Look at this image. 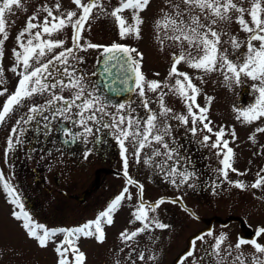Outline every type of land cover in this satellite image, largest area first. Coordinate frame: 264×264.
<instances>
[{"label":"snow or ice","instance_id":"obj_1","mask_svg":"<svg viewBox=\"0 0 264 264\" xmlns=\"http://www.w3.org/2000/svg\"><path fill=\"white\" fill-rule=\"evenodd\" d=\"M72 3L79 9V14L75 10L59 12L61 5L57 0L54 5L56 11L47 5L41 6L39 10L46 13L41 23H34L38 19L37 13L28 17L25 27L16 37L20 50H12L15 64L10 71L18 75V84L0 107V124H3L18 107L24 106L26 100H32L33 103L28 108L26 118L22 117L18 120L17 125L21 124V121L31 122L37 114L42 115L45 111L51 110L53 117L59 116L64 121L71 122L82 129L77 132L68 128L62 129L63 135L68 138L65 143L75 142L81 138H84L86 142V137L93 132L91 125L98 124L103 128L111 129L119 144L126 186L110 201L105 210L98 213L94 220L81 226L48 229L42 224L34 223L31 215L25 211L20 194L0 172V183L11 198L10 203L19 209L12 213L13 217L22 222L26 234L34 238L39 247H47L53 238L63 234V239L56 243L54 248L57 264H85L86 255L78 247V240L82 237H94L97 242H104L106 234L103 224H113L114 213L120 208L126 194L127 198L131 199L127 185H134L139 190L140 202L133 216L136 221L142 222V227L131 232L125 229L120 234L121 240L132 241L138 234L153 227L158 229L169 227L155 217H150L149 211L154 212L165 202L176 203L182 198L168 200L161 197L154 204L146 206L143 200V184L133 180L129 175L128 147L126 146L127 142L134 149L133 156L136 163L140 162L142 151L146 147L151 148L152 155L143 161L144 164L151 165L153 157H163L156 167L162 172L168 169L165 174L171 178L170 182L174 186L180 187L187 184L195 173L187 169L180 170L177 167L180 160L176 149L170 148L165 142V137L171 132V125L167 122L169 119H176L183 124H188L190 119L192 127L189 131L193 135L198 130H206L211 134L204 135L202 143L206 147L216 149L218 157L222 156L219 160L222 167L218 171L225 180H228L230 171L241 176L245 175L233 166L235 152L229 146V139L224 138L226 134H230L235 141V128H232L230 133H226L224 126H220L217 131L213 130L208 112L214 98L207 96V105L198 104L197 96L201 93V89L193 83L188 73L178 69V65L184 63L205 74L221 72L223 82L229 88L234 84L241 85L246 79H250L254 82L250 88L252 102L244 107H234L236 119L249 125L264 119V0H248V6H244V0H165L166 8L161 9V16L155 21L158 33L156 38L162 45L165 40H168L171 41L172 47L179 48V52H174L172 55L171 67L165 81L147 79L141 70L143 54L136 48L116 42L111 45H100L89 41L82 43L86 25L90 29L92 20L107 16L114 19L121 39L129 36L140 39L141 26L144 24L141 13L150 7L151 0H119L118 6L110 12L105 11L106 6L102 0H72ZM14 6L22 8V0H0V61L4 57L5 41L9 38L7 30L9 22L6 19V13H12ZM126 10H131V23L123 15ZM234 21L241 31L248 34L245 41H240L237 36L221 27V25H230ZM69 27L72 30L70 47H65V39L51 38ZM160 33L163 35L161 36ZM225 37L227 38L224 39ZM222 45L229 47H222ZM56 49L62 50L56 52ZM90 49L100 50L103 56L102 61L97 60L101 69L93 72L92 76L104 77L106 79L104 87L112 93L135 92L141 98L142 107L147 112L146 117L141 119L135 115L136 109L132 108L130 103L120 102L111 105L115 110L108 111L110 107L108 98L101 93L98 86L91 84L90 77L86 73L79 72L76 67L84 61L83 56H77L76 53L87 52ZM49 54L51 58H47ZM34 62L38 66H33ZM18 69L21 70L18 71ZM3 74L4 69L0 64V85L5 83ZM155 75L158 76L159 73ZM173 77H175L174 83L169 84L168 80ZM129 82L131 86L125 87L129 85ZM117 85L120 87L118 88ZM164 89L184 100L188 115L172 114L173 110L165 103L167 93ZM66 91L70 93L67 97L63 95ZM6 92V88H0V96ZM149 93L156 96L157 110L149 106L152 103ZM36 97L44 98V103H35ZM194 108L198 111H194ZM74 109L75 112H73ZM105 117L110 118V123L104 122ZM197 123L202 125L201 129L197 128ZM11 131L12 133L19 131L23 135L24 129L13 127ZM257 133H264V126L257 127L250 134L249 140L252 143H256ZM212 136L215 137L214 141ZM153 142L160 145L164 151L153 148ZM21 143L22 140L19 137L14 140L10 135L7 139L5 156ZM89 154L90 150L86 151L84 158L86 159ZM174 154L177 155L175 160ZM173 160V164L169 165L168 162ZM261 173H264V168L257 172V179L250 185L241 180L229 181V183L242 191L249 187L261 189L264 187V175ZM188 186L194 187L191 184ZM184 210L198 219L190 209ZM38 230H42V234ZM205 236H214V244L203 249L204 255L213 259L214 264H264V243L260 242V238L264 237V226L258 227L252 238L238 235L235 243H226L229 237L225 232L214 235L213 231L209 230L197 235L192 239L191 247L181 259L180 264H184L188 257L193 256L196 242L198 240L204 242ZM244 246H251L254 252L246 256L242 250ZM138 259L144 261V254L140 253ZM147 259L154 260L155 257L149 256Z\"/></svg>","mask_w":264,"mask_h":264},{"label":"rangeland","instance_id":"obj_2","mask_svg":"<svg viewBox=\"0 0 264 264\" xmlns=\"http://www.w3.org/2000/svg\"><path fill=\"white\" fill-rule=\"evenodd\" d=\"M21 14L10 13L6 14V19L9 22L7 30L9 38L4 44V54H10L14 57L13 49H19L16 37L19 32L25 27L29 16L34 13L38 14V19L34 23H41L46 15L40 8V3L37 7L35 3L29 8L31 0H26ZM57 0H53L50 4L55 5ZM62 3V0H59ZM26 6V7H25ZM244 6H248V0H244ZM166 8L165 1L151 0V5L148 9L141 13L144 19V24L141 26V38L136 39L134 36H129L121 39L118 35V29L115 26V21L111 16L104 17L100 25L97 27L99 31L97 36L103 44H109L113 41L124 42L127 44L142 45L145 49V55L142 60V72L149 80L165 81L168 71L171 67L172 55L174 52H179V48L171 46V41L165 40L163 45L157 40V30L155 21L161 16V9ZM39 10V11H38ZM54 11L55 8H53ZM59 12H64L62 9ZM123 15L131 23V10H127ZM95 20H92V23ZM100 19H96V22ZM226 28L230 34L238 37L240 41H245L248 34L241 31L235 21L230 25H221ZM35 31V30H33ZM162 36L163 34L160 33ZM225 37L224 39H226ZM27 35L25 36V42ZM156 41V42H155ZM157 44L153 51L154 44ZM148 45L150 48L148 49ZM222 47H229L222 45ZM151 50V52H150ZM6 57V56H5ZM180 71L188 73L194 84L200 89L201 93L197 96V103L201 106L207 105V96L214 99L211 102L208 112V118L212 121L214 131L219 130L220 126H224L226 133H230L232 128L236 131V140L233 141L230 134H226L224 138L229 139L230 147L234 149V167L240 173L229 172L228 180H225L218 171L222 165L219 160L222 158L216 155V149L206 147L202 143L204 135H211L206 130H198L195 135L189 132L192 127L191 120L188 124L173 119L174 122L181 124L183 135L191 137L197 141L202 150L209 152V155L203 161L201 156L200 161H203L205 166L204 174L199 175L198 181L194 187H189V182L179 191L167 190L165 198L168 200H177L176 203L165 202L160 205L154 212L149 211L150 217H155L160 222L169 225L166 229H158L153 227L128 242H124L120 238L121 232L125 229L129 232L142 227V222L136 221L133 212L139 205V190L134 185H131L133 190L131 199L121 203L118 211L114 213L113 224H103L106 238L103 243L97 242L94 237L80 238L77 242L78 247L86 255L85 264H180L181 259L191 247V241L197 235L206 233L212 230L214 235L221 232L228 234L226 243H235L237 236L252 238L258 227L264 226V187L261 189L240 190L234 187L229 181L241 180L245 184L250 185L257 179V172L264 168V133L256 134V143L249 140V136L257 127L264 126V119L245 124L242 120L236 119L234 107H244L251 103V85L254 83L250 79H246L241 85H233L231 88L225 86L223 75L221 72L205 74L200 70L192 69L187 64L181 63L178 65ZM159 73V75H155ZM175 77L168 80L169 84H173ZM165 96V103L173 110V115H188L187 108L183 99L168 92ZM151 97L152 104L158 106L155 94H148ZM198 111L197 109H193ZM197 128L201 129L202 125L197 123ZM212 140L215 137L212 136ZM211 143V141L209 142ZM202 154V153H200ZM264 175V173H261ZM140 184L145 183L141 179L135 178ZM204 180L206 184L200 185V181ZM197 185V186H196ZM150 187L152 185H149ZM155 189L157 186L155 185ZM179 194V197L178 195ZM159 194L155 192L150 197L143 193V200L147 205L154 204ZM174 198L169 199L170 196ZM133 198V199H132ZM137 199V200H135ZM56 201L57 198L54 197ZM190 209L195 213L194 218L189 212L184 209ZM10 207L7 205L4 211L3 228L0 233V264H57V254L54 251L56 243L63 239V234L57 235L48 244L47 247L41 248L38 246L34 238L26 234V230L19 225L12 214L9 213ZM103 211V210H102ZM51 215H44L38 218L36 224H42L48 229L58 228L53 223H60L64 228L81 226L84 223L94 220L97 216L90 217L88 212L78 205H67L63 210H57L54 206ZM51 220H49V219ZM47 219V220H46ZM42 234V230H38ZM62 236V237H61ZM260 242L264 243V237L260 238ZM214 244V236H205V241L196 242V250L192 257H188L184 264H214L213 259L204 255L203 249ZM122 250V251H121ZM246 256L254 252L251 246H244L242 249ZM143 253L144 261H140L138 256ZM149 256H154V260L147 259ZM203 257V258H202Z\"/></svg>","mask_w":264,"mask_h":264},{"label":"flooded vegetation","instance_id":"obj_3","mask_svg":"<svg viewBox=\"0 0 264 264\" xmlns=\"http://www.w3.org/2000/svg\"><path fill=\"white\" fill-rule=\"evenodd\" d=\"M31 1L33 3L27 6L29 8H32L34 3L36 7L42 3V0ZM51 1L53 0H43L41 6L47 5L54 8L53 4H50ZM102 2L106 6L105 11L110 12L115 6H118L119 0H102ZM22 3L25 5L27 1L22 0ZM60 5V10L62 9L64 12L75 10L79 14V9L72 3V0H62ZM36 9H41V7ZM23 10H25L24 6L22 8L14 6L12 13L20 15ZM101 19L100 22L93 21L90 29L86 25L82 43L85 41L100 45H111L113 42L122 43L136 48L143 56L145 55V49L142 45L127 44L119 41L103 44L96 32L99 31L97 26L101 24ZM71 35L72 30L69 27L51 38L65 39V47H70ZM156 46L158 45L155 43L153 51ZM147 48L149 49L150 46L148 45ZM60 50L62 49H56L55 51L58 52ZM76 55L84 58L83 63L76 65L79 72L86 73L90 77L91 84L98 86L101 93L108 98L110 102L108 111L112 112L115 110L111 105L120 102L130 103L131 107L136 109L135 115L141 119L146 117L147 112L142 107L141 98L135 92L127 91L124 94L112 95L104 87L103 77L100 75L92 76L93 72H98L97 60L102 58L100 50L90 49L87 52H77ZM47 58H51V54ZM0 64H2L4 69L2 78L5 81L3 85H0V88L7 89V92L0 96V107H2L7 96L15 90L19 77L16 73L10 71L15 64V57L10 56V54H4ZM33 66L38 65H35L34 62ZM20 70L18 69V71ZM63 95L67 97L70 93L66 91ZM32 103V100H26L24 106L18 107L6 118L3 124H0V172L16 188L22 198L25 211L31 215L34 223L37 222L38 218L44 217V215H51L50 213L53 211L54 206L57 207V210H63L71 203L86 210L90 217L97 216L100 211L106 209L110 201L126 186L120 147L114 138L112 130L103 128L98 124L91 125L93 132L86 137V142L84 138H81L75 142L65 143L68 138L63 135L62 129L68 128L73 132L82 131V129L74 126L71 122L64 121L59 116L53 117L51 110L45 111L42 115L37 114L36 118L31 122L24 123L21 121V124L17 125L18 120H21L22 117L26 118L28 108ZM35 103H44V98L36 97ZM149 106L154 110L158 109V106L152 103ZM73 112H75V109ZM44 117L48 119L45 120ZM104 122L110 123V118L105 117ZM167 122L171 125V132L170 135L165 137V142L169 144L170 148L174 147L176 149L180 160V164L177 167L180 170L187 169L189 172L195 173L188 181L190 184H195L199 175L206 173L203 161L209 155V152L202 150L197 141L192 140L187 135L185 136L190 131L183 135L184 130L180 126L181 124L174 122L173 119H169ZM13 127L24 129L23 135L19 131L12 133ZM10 135L13 136L14 140L19 137L22 143L5 156L7 139ZM126 146L128 147L129 175L133 180L137 181L135 179L137 178L145 183L144 193L149 197L155 192L159 194L157 198L152 200H158L161 197L165 198L167 190L179 191L186 185L174 186L170 182L171 178L165 174L168 169L162 172L156 167L157 164L161 163L163 157H153L151 165L144 164L143 161L152 155L151 148L146 147L141 153L140 162L136 163L133 156L134 149L127 142ZM152 147L160 148L161 152L164 151L155 142H153ZM89 150L90 154L85 159V152ZM200 156L203 161H200ZM176 158L177 155L174 154V160ZM174 160L169 161V165H172ZM202 184H206L204 180L200 181V185ZM149 185L152 186L150 187ZM155 185L157 186L156 189L154 188ZM127 187L129 188V193L132 194L131 185H127ZM177 195L179 197V194ZM175 196H170L169 199ZM54 197L57 198L56 201ZM10 199L4 191L2 183H0V233L3 228L4 211H6L7 205L10 207L8 214L19 210L16 205L10 203ZM126 200H128L127 194L122 202ZM18 224L20 225L21 221H18ZM53 225L58 228L63 227L60 223H53Z\"/></svg>","mask_w":264,"mask_h":264},{"label":"water","instance_id":"obj_4","mask_svg":"<svg viewBox=\"0 0 264 264\" xmlns=\"http://www.w3.org/2000/svg\"><path fill=\"white\" fill-rule=\"evenodd\" d=\"M102 59H103V56H102V58H101V61H102ZM97 69H98V71L101 69V65L100 64H98V67H97ZM103 81H104V83L106 82V79L103 77ZM131 86V82H129V85H127V86H125V87H130ZM117 87L119 88L120 86L119 85H117ZM127 91H123V92H117V93H112V92H110L109 91V93L110 94H112V95H120V94H124V93H126Z\"/></svg>","mask_w":264,"mask_h":264}]
</instances>
